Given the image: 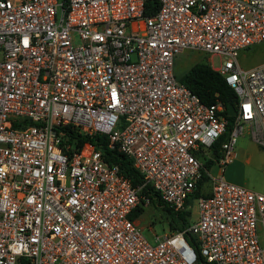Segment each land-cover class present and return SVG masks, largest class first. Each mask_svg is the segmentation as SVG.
Returning a JSON list of instances; mask_svg holds the SVG:
<instances>
[{"label": "built area", "instance_id": "1", "mask_svg": "<svg viewBox=\"0 0 264 264\" xmlns=\"http://www.w3.org/2000/svg\"><path fill=\"white\" fill-rule=\"evenodd\" d=\"M156 1L0 0V264H264V193L223 175L245 125L264 147V63L238 62L264 40V0ZM185 50L217 56L237 96L216 176L198 155L228 115L177 78ZM71 132L104 135L142 183ZM204 176L197 217L149 241L143 187L181 210Z\"/></svg>", "mask_w": 264, "mask_h": 264}, {"label": "trees", "instance_id": "2", "mask_svg": "<svg viewBox=\"0 0 264 264\" xmlns=\"http://www.w3.org/2000/svg\"><path fill=\"white\" fill-rule=\"evenodd\" d=\"M156 8V0H147L145 5V14L153 13V10ZM177 78L183 82L194 94H196L203 104L211 105L217 102L221 103L224 108V115H227L228 105L232 104L236 106L237 104V96L235 91L226 83L224 77L218 71L214 70L207 62H195L187 69V71ZM227 118L229 123L225 132L219 136V138L209 149L206 150L211 151V154L209 156L204 154L198 155L199 159L202 157L204 158L202 163L207 168L211 167V165L214 163V160L219 156L221 145L227 140L229 136L233 125L234 116H227ZM71 134L75 138V142L78 145L88 141L95 145L98 149H101L108 163L117 164L121 172L128 176L134 185L142 183L141 174L133 166L132 160L125 154L119 152L116 148L108 147L107 139L104 135H81L73 132H71ZM212 154H214L215 157H212ZM207 179L208 178L206 176L202 178L197 189L194 191L193 195L186 200L185 206L181 210H174L171 206L161 202L158 199L157 193L151 190L149 185H145L142 189V192L149 195L153 205L164 211L167 218L168 227L171 232L183 231L189 223L191 208L194 206V198L209 195V192H203V185ZM143 209V206L138 205L134 210L132 217H138ZM185 237L190 245H193L194 236L187 232ZM198 259L200 262L201 257L198 256Z\"/></svg>", "mask_w": 264, "mask_h": 264}, {"label": "rangeland", "instance_id": "3", "mask_svg": "<svg viewBox=\"0 0 264 264\" xmlns=\"http://www.w3.org/2000/svg\"><path fill=\"white\" fill-rule=\"evenodd\" d=\"M211 59V60H210ZM204 61L213 66H218L217 56L209 57L202 52L185 50L178 55L174 71L180 77L195 62ZM239 65L244 68H253L264 63V40L247 49H243L238 55ZM237 156L235 160L228 163L224 168V178L238 185L247 187L254 191L264 193V147L258 145L250 136L248 126H244L243 134L237 137L235 144ZM204 161V158H200ZM214 176L220 174L218 165L214 163L210 168ZM210 180L203 185V192H209ZM143 211L136 218L137 224L141 227L143 235L153 241L156 236L163 235L169 230L165 213L152 203L143 206ZM197 217L195 205L191 208L189 222Z\"/></svg>", "mask_w": 264, "mask_h": 264}, {"label": "water", "instance_id": "4", "mask_svg": "<svg viewBox=\"0 0 264 264\" xmlns=\"http://www.w3.org/2000/svg\"><path fill=\"white\" fill-rule=\"evenodd\" d=\"M227 115L228 116H235L236 115V107L234 105H232V104L228 105Z\"/></svg>", "mask_w": 264, "mask_h": 264}, {"label": "crops", "instance_id": "5", "mask_svg": "<svg viewBox=\"0 0 264 264\" xmlns=\"http://www.w3.org/2000/svg\"><path fill=\"white\" fill-rule=\"evenodd\" d=\"M259 65H260V64H259ZM209 152H210V154H211V151H209ZM212 157H214V154H212ZM214 163H215V160H214ZM214 163H213V164H214ZM213 164H212V165H213ZM212 165H211V166H212ZM210 168H211V167H209V169H210ZM210 190H211V186H210ZM210 190H209V193H210ZM207 193H208V192H207Z\"/></svg>", "mask_w": 264, "mask_h": 264}]
</instances>
